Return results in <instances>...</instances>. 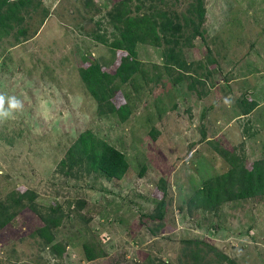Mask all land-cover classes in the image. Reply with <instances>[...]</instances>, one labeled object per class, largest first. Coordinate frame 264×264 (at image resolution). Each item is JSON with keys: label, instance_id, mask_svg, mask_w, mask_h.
Listing matches in <instances>:
<instances>
[{"label": "rangeland", "instance_id": "rangeland-1", "mask_svg": "<svg viewBox=\"0 0 264 264\" xmlns=\"http://www.w3.org/2000/svg\"><path fill=\"white\" fill-rule=\"evenodd\" d=\"M122 1L181 27L171 43L136 45L140 71L109 86L112 105L130 109L125 122L100 115L80 77L93 61L112 74L128 54L110 45ZM195 2L29 0L0 28V94L23 101L0 121V264H264V197L191 204L229 159L264 161V0H203V38L184 24ZM246 100L258 104L248 114ZM87 130L125 155L122 180L72 147Z\"/></svg>", "mask_w": 264, "mask_h": 264}, {"label": "trees", "instance_id": "trees-1", "mask_svg": "<svg viewBox=\"0 0 264 264\" xmlns=\"http://www.w3.org/2000/svg\"><path fill=\"white\" fill-rule=\"evenodd\" d=\"M29 0H17L10 3L9 0H0V28L9 32L13 22H20L22 17L18 15V5H28ZM9 6L7 9L6 7ZM140 7L137 5L132 11L127 2H119L114 11L110 12L109 22L118 32L110 45L112 49L124 47L128 54L120 59V63L110 73L108 68L101 67L93 61L87 67L80 69V77L85 85L89 95L96 101L98 113L100 115H117L120 122H125L130 114L127 105L115 107L110 101L113 89L109 88L115 78H119L120 83L128 84V81L140 71L141 63L136 58L134 48L138 44H149L158 47L162 40L169 36L181 32L179 24H173L163 11L152 12V14L140 13ZM189 16H183L185 27L193 32V37L203 38L199 31L201 20L204 16L203 0H196L188 9ZM102 40V39H101ZM172 40V39H171ZM171 40L166 42L171 43ZM170 50V49H169ZM182 67V64L179 65ZM245 110V114L250 113L257 107L253 100L240 101ZM72 147H77L89 163L93 171L101 172L109 179L122 180L129 171V165L125 155L109 145L105 141L93 137L90 130L80 134ZM73 151H69L68 159L73 161ZM230 169L227 173L220 176L211 185H206V189L197 191L191 204L196 207L217 210L226 203L246 200L248 198L264 197V161H256L251 167H247L237 159H229ZM12 196V195H11ZM21 195L16 202L19 203ZM164 202L160 201L157 209V215L154 218L162 220ZM6 220V219H5ZM1 222L4 227L6 221ZM49 225H57L53 219H47ZM39 234L44 237L47 244L52 242V237L48 235V229L43 227L39 229ZM53 249L60 254L58 246ZM85 258L92 261L96 254L88 245L84 246ZM232 264V263H231Z\"/></svg>", "mask_w": 264, "mask_h": 264}, {"label": "clouds", "instance_id": "clouds-1", "mask_svg": "<svg viewBox=\"0 0 264 264\" xmlns=\"http://www.w3.org/2000/svg\"><path fill=\"white\" fill-rule=\"evenodd\" d=\"M227 102V101H226ZM23 109V101L18 97L0 94V121L14 118V115Z\"/></svg>", "mask_w": 264, "mask_h": 264}]
</instances>
